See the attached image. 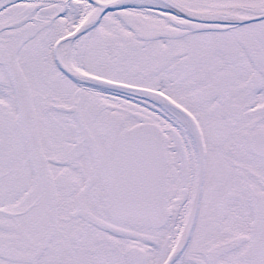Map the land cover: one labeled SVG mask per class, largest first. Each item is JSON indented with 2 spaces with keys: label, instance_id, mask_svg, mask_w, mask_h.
I'll return each mask as SVG.
<instances>
[{
  "label": "snow or ice",
  "instance_id": "1",
  "mask_svg": "<svg viewBox=\"0 0 264 264\" xmlns=\"http://www.w3.org/2000/svg\"><path fill=\"white\" fill-rule=\"evenodd\" d=\"M0 264H264V0H0Z\"/></svg>",
  "mask_w": 264,
  "mask_h": 264
}]
</instances>
